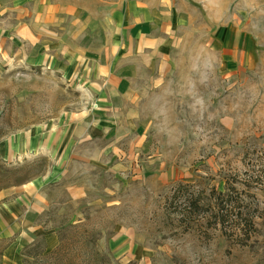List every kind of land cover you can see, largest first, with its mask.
I'll list each match as a JSON object with an SVG mask.
<instances>
[{
  "label": "rangeland",
  "instance_id": "1",
  "mask_svg": "<svg viewBox=\"0 0 264 264\" xmlns=\"http://www.w3.org/2000/svg\"><path fill=\"white\" fill-rule=\"evenodd\" d=\"M137 34L163 39L152 66ZM227 179L256 207L246 244L180 202ZM38 181L61 243L32 264H138L99 246L119 226L141 264H264V0H0V199Z\"/></svg>",
  "mask_w": 264,
  "mask_h": 264
},
{
  "label": "crops",
  "instance_id": "2",
  "mask_svg": "<svg viewBox=\"0 0 264 264\" xmlns=\"http://www.w3.org/2000/svg\"><path fill=\"white\" fill-rule=\"evenodd\" d=\"M139 15L142 16L141 13ZM153 40L154 43L151 44L150 42ZM163 44V39L159 37V35L146 39L144 35L137 34L134 40L135 48L138 50V56L148 61V64L150 63L151 66L152 59L159 55ZM161 73L160 71L156 77L157 79H160ZM106 87H108L109 90L111 89L107 82ZM121 92L122 91L115 90L109 94L107 103L112 106L113 110H116L117 107H121L120 104L123 103L124 97L132 99L133 93H135L133 89H131V94L129 89H125L123 93ZM127 110L126 113L130 116V111L132 110ZM108 124L109 119L105 115L104 105L102 104L99 114L96 120L90 124L89 130L99 134L105 133L107 127H109ZM73 149V146L65 148L66 152L69 153L67 159H70ZM83 153L88 155L89 157L86 156V158L88 157L87 160H90L92 159L90 157H92L93 153H98L95 156L98 158L105 153V150L98 147H89L84 148ZM65 175L66 173L62 172L57 176V179L61 181ZM82 179L81 175H77L73 180L68 182L67 190L71 199L85 198L88 195L90 189L87 183L90 184V182ZM60 181L57 183H60ZM42 186V183L39 181L37 184H28L22 187V190L15 193L11 198L0 199V239L9 240L2 248L0 264H24L23 248L29 246L38 238L44 239L46 252L52 251L58 247L60 239L56 230L54 228H46L40 221V216L49 203L46 189ZM101 243L105 245L116 258H139L138 264H141V259L145 258V255L142 253L140 255L129 254V247L130 244L134 243V237L131 236L130 230L125 226H119L114 229L113 234L109 238L106 240L103 239V242H101V240L99 241V246H101Z\"/></svg>",
  "mask_w": 264,
  "mask_h": 264
},
{
  "label": "trees",
  "instance_id": "3",
  "mask_svg": "<svg viewBox=\"0 0 264 264\" xmlns=\"http://www.w3.org/2000/svg\"><path fill=\"white\" fill-rule=\"evenodd\" d=\"M183 185L182 183L177 184L173 192L174 195L182 190ZM180 202L185 207V212H187L186 219H190L193 214L197 216L206 214L207 225H219L223 233L234 242L246 244L254 229H256L254 221L257 215L255 212L256 207L250 203V200L247 201L228 179L224 190L213 188L208 196H186ZM185 218L184 220L188 223ZM59 245L56 249L46 252L44 239L38 238L32 244L23 248V263L32 264L31 261H34L33 263L43 261L42 257L54 254ZM100 260L102 263L105 261L103 258H100Z\"/></svg>",
  "mask_w": 264,
  "mask_h": 264
}]
</instances>
